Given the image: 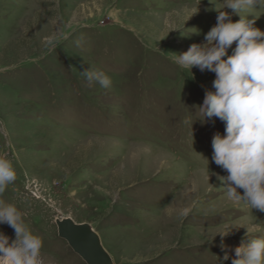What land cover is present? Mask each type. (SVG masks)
I'll list each match as a JSON object with an SVG mask.
<instances>
[{"label": "rangeland", "instance_id": "rangeland-1", "mask_svg": "<svg viewBox=\"0 0 264 264\" xmlns=\"http://www.w3.org/2000/svg\"><path fill=\"white\" fill-rule=\"evenodd\" d=\"M223 3L0 0V156L17 174L0 201L41 237L39 264H86L59 237L63 218L91 224L114 264H232L264 235V212L229 200L212 160L225 126L199 107L215 73L174 61L220 11L241 19ZM247 18L264 31L259 5ZM91 70L111 86H89Z\"/></svg>", "mask_w": 264, "mask_h": 264}, {"label": "clouds", "instance_id": "clouds-1", "mask_svg": "<svg viewBox=\"0 0 264 264\" xmlns=\"http://www.w3.org/2000/svg\"><path fill=\"white\" fill-rule=\"evenodd\" d=\"M257 5L264 9V0H225L223 8L241 19L232 22L228 13L220 11L215 26L204 36L206 43H193L186 52L174 54V61L181 69L196 67L215 73L214 91H206L199 107L202 120L215 123L213 118L218 117L225 126L223 135L217 132L212 138V160L228 173L227 198L243 200L245 206L264 212V31L254 27L255 19L247 18L255 14ZM55 43V38H49L50 47ZM81 75L89 86L98 83L107 89L112 83L103 71ZM16 179L12 162L0 156V194ZM237 189L243 190V196ZM191 211L184 207L178 215L184 218ZM5 223L17 239L9 246L8 237L0 232V264H39L41 237L33 234L14 204L0 201V224ZM227 235V231L220 232L221 239ZM235 255L238 259L232 264H264V235L237 247Z\"/></svg>", "mask_w": 264, "mask_h": 264}, {"label": "water", "instance_id": "water-1", "mask_svg": "<svg viewBox=\"0 0 264 264\" xmlns=\"http://www.w3.org/2000/svg\"><path fill=\"white\" fill-rule=\"evenodd\" d=\"M56 225L59 237L65 240L86 264H114L91 224H78L71 218H63L57 219Z\"/></svg>", "mask_w": 264, "mask_h": 264}, {"label": "bare ground", "instance_id": "bare-ground-1", "mask_svg": "<svg viewBox=\"0 0 264 264\" xmlns=\"http://www.w3.org/2000/svg\"><path fill=\"white\" fill-rule=\"evenodd\" d=\"M103 245V244H102ZM104 247V246H103ZM106 250V249H105Z\"/></svg>", "mask_w": 264, "mask_h": 264}]
</instances>
